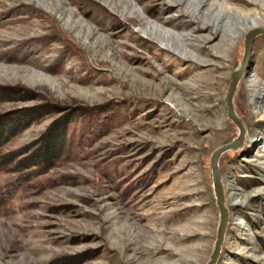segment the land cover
<instances>
[{
  "label": "rangeland",
  "instance_id": "1",
  "mask_svg": "<svg viewBox=\"0 0 264 264\" xmlns=\"http://www.w3.org/2000/svg\"><path fill=\"white\" fill-rule=\"evenodd\" d=\"M256 27L264 0H0V86L35 97L13 94L0 112L45 106L3 150L69 114L47 101L116 104L93 121L72 111L66 136L87 137L38 174L0 172V264H206L210 156L237 135L224 98ZM233 102L246 134L218 161L228 219L216 264H264V34Z\"/></svg>",
  "mask_w": 264,
  "mask_h": 264
},
{
  "label": "trees",
  "instance_id": "2",
  "mask_svg": "<svg viewBox=\"0 0 264 264\" xmlns=\"http://www.w3.org/2000/svg\"><path fill=\"white\" fill-rule=\"evenodd\" d=\"M23 90L24 91H20L19 93V91H15L13 87L0 86V103L6 101V98L16 93L19 94L16 100L35 99L34 96L28 93V90ZM47 102L53 107L49 113L55 114L61 112L63 109H68L69 114L64 115L62 118L59 117L60 119L57 118V120L49 125L48 129L41 137L18 149L5 151L2 147L5 142L18 134L19 131L27 128L37 115L42 114L39 112L43 111L45 106L18 108L0 112V172L15 173L17 175L22 174L20 182L24 179H28L29 174H38L37 172L40 170L61 160L67 155V152L71 151L75 143L87 137L84 135L82 138L78 137V140H76L77 138H75L76 135L74 131L66 136V124L68 120L74 116L72 115L73 113H71L72 111L77 115L74 116V118L79 116L87 121H93L98 113L106 110L105 108L110 109L116 107L112 106L116 105L112 103V101L96 106L78 104L67 105ZM110 119L109 117L107 121ZM113 122L114 121H110L108 123L113 124ZM96 127H98V130L95 136L103 134L104 130H106L105 126L102 125Z\"/></svg>",
  "mask_w": 264,
  "mask_h": 264
},
{
  "label": "water",
  "instance_id": "3",
  "mask_svg": "<svg viewBox=\"0 0 264 264\" xmlns=\"http://www.w3.org/2000/svg\"><path fill=\"white\" fill-rule=\"evenodd\" d=\"M259 34H264V27L253 28L245 34L241 61L238 67L230 74V79L224 98L226 116L236 126L237 135L231 142L220 145L219 147L214 149L210 156L211 184L215 197V203L218 209V224L216 229L215 241L213 243V247L206 264H216L220 255L221 246L227 226L228 210L224 203L223 185L218 161L220 155L223 152L240 148L245 138L246 130L241 118L235 111L233 98L236 88L248 67L253 40Z\"/></svg>",
  "mask_w": 264,
  "mask_h": 264
},
{
  "label": "bare ground",
  "instance_id": "4",
  "mask_svg": "<svg viewBox=\"0 0 264 264\" xmlns=\"http://www.w3.org/2000/svg\"><path fill=\"white\" fill-rule=\"evenodd\" d=\"M256 1V0H255ZM226 7H224V11H226V10H228L227 8L225 9ZM261 16H263V15H261ZM257 23V22H256ZM248 24V23H247ZM246 25V24H245ZM150 28V27H149ZM151 29H152V32L151 31H149V32H146V35H148V36H150L151 37V34L152 33H158L159 34V36L158 37H160L161 39H163V38H170V34L169 33H167V32H163V31H158V29L157 28H152L151 27ZM152 38H154V37H152ZM216 39V38H215ZM163 45V47H165V48H168V45L166 44V43H164V44H162ZM169 48H171V49H175V47H174V44L173 43H171V45L169 46ZM257 112H260L261 113V116H263L264 115V107L263 108H258V110H257ZM252 196V195H251ZM242 201L241 200H234V202H232L233 204H238V203H241Z\"/></svg>",
  "mask_w": 264,
  "mask_h": 264
}]
</instances>
